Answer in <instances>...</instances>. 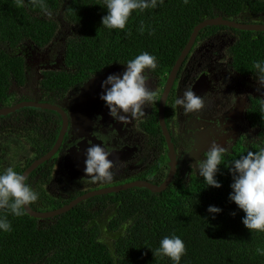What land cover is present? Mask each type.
Segmentation results:
<instances>
[{
  "label": "trees",
  "instance_id": "1",
  "mask_svg": "<svg viewBox=\"0 0 264 264\" xmlns=\"http://www.w3.org/2000/svg\"><path fill=\"white\" fill-rule=\"evenodd\" d=\"M106 14L103 0H37L35 4L32 0H0V108L27 101L24 93H18L20 88L30 92L38 88L47 97L62 96L104 71L125 68L122 64L145 51L155 55L159 64L151 75L164 82L197 24L215 17L258 23L254 17L264 14V0H164L155 9L134 10L125 30L103 27L101 18ZM141 24L143 34L138 30ZM223 34L232 38L226 50L231 68L258 79L254 64L264 60V32L207 27L197 35L189 55L198 44ZM57 42L63 58L60 70L42 71L34 80L27 58L34 50L45 51ZM50 114L55 113L25 108L12 116H0V140L12 132L30 146L32 158L15 168L20 174L55 142L57 134L48 145L40 143L39 133L51 121ZM246 120L255 130V138L248 142L242 137L229 149L217 174L220 188L207 187L192 169L185 181L178 170L161 193L130 188L95 196L49 219L26 213L15 217L0 210V216L7 215L12 224L10 232H0V264H173L168 257H154L151 250L173 233L183 239L187 249L180 264H264V232L248 230L242 223L245 214L229 200L232 175L228 163L248 150L264 147L262 100H251ZM38 124L39 133L31 130L28 135L30 125ZM148 131L158 137L159 147L166 146L158 125L152 128L150 124ZM179 131L168 129L175 150L182 145ZM163 159L167 157L162 155L144 173L146 182L160 185L164 181L168 161ZM53 160L39 165L26 178L39 193V199L29 205L34 211L54 210L84 193L116 185L111 182L55 197L44 190L45 183L54 179ZM210 205L223 211L213 218L207 211Z\"/></svg>",
  "mask_w": 264,
  "mask_h": 264
},
{
  "label": "clouds",
  "instance_id": "2",
  "mask_svg": "<svg viewBox=\"0 0 264 264\" xmlns=\"http://www.w3.org/2000/svg\"><path fill=\"white\" fill-rule=\"evenodd\" d=\"M32 2L35 4L37 0ZM184 2L187 3L188 0ZM163 3L164 0H103V8L107 10V14L101 18L102 26L108 30H125L134 10L143 12L150 8L155 9ZM44 11L48 16L52 15L46 7ZM138 30L141 34L144 33L143 24ZM149 34L153 35L154 30ZM122 65H125L123 72L110 73L101 81L99 98L109 109V115L113 120L123 124L130 119L143 117L147 106L156 99L155 91L147 87V82L150 79L148 73L155 72L159 64L155 55L145 51ZM254 68L258 82L264 84V60H257ZM85 84L77 90H81ZM175 105L181 107L185 114L198 115L204 107V99L197 95L192 87H188L183 95L175 100ZM228 151L226 146L213 141L203 157L194 161L198 175L203 178L207 187H222L217 174ZM110 156L111 152L103 145L90 144L85 150V176L92 182H111L114 178L112 171L114 162L109 158ZM227 169L232 175L229 200L245 214L242 223L251 232H264V147L258 151L248 150L245 155L231 160ZM38 199L39 193L13 166L0 170V210H6L15 217H21L26 213V206ZM207 211L214 218L223 210L210 205ZM11 230L12 224L7 215L0 216V232L6 233ZM151 250L154 257H168L173 264H180L187 252L183 239L174 233L163 237L159 246Z\"/></svg>",
  "mask_w": 264,
  "mask_h": 264
},
{
  "label": "flooded vegetation",
  "instance_id": "3",
  "mask_svg": "<svg viewBox=\"0 0 264 264\" xmlns=\"http://www.w3.org/2000/svg\"><path fill=\"white\" fill-rule=\"evenodd\" d=\"M258 15H264V14H258ZM256 22L260 23V21H256ZM258 23H254V24H258ZM58 43L59 42H57L56 44H52L45 51L34 50V52H32V55L27 58V62L30 63L31 74L33 75L32 77L34 80H37L34 78V74H33V70H35L36 67L42 66L43 64L48 65V66H52V65L54 66L55 64L59 63L60 59L62 58V54L60 50L61 44L59 47L57 46ZM229 44L230 42H228L227 46H229ZM55 51L57 52V54L52 53ZM191 54L189 55L188 53L189 56L187 55L186 58L189 59ZM188 63H189V60L184 61V63L178 69L176 77L174 78L172 86L166 97L163 119H164V123H165L167 131L169 128L172 131H175V129H178L181 131L182 129L180 128L181 126L186 125V124L188 125V123L195 121V120L199 122H207L208 121L207 117L209 116L210 113L216 116L217 115H224V116L225 115H243V122L245 120L249 128V123L246 120V114L251 107V100L259 99V100H262L264 103V96H259L255 92V90L257 89H263L264 88L263 85L260 84L261 86H257L254 82H252V80L258 81V79L253 78L252 76H249V75L240 74L238 71L233 70L230 66V61L228 62V65H220L219 63L214 62L212 64L209 63L200 68L195 67L192 70L187 71L186 74L183 75L182 71L186 68ZM39 68L41 69V67ZM115 70H118V69L113 68V69H109L104 72L115 71ZM148 75L150 76L149 80L152 81L151 84H149L148 83L149 80H148L147 82L148 88L154 89L156 93V99L147 106V108L145 109V115L143 117L130 119L127 123H123V124L118 123L113 120V118L109 115V109L105 106L104 102H102L101 104V110H98V111L94 110V106L96 102L100 99L99 94L101 92V88L99 89L100 86L98 84L96 85L94 91L90 93V95L86 98L85 103H84L83 113L81 117L75 121V123H72L71 116L69 115V109L72 106L73 102L75 101L77 95L81 91V90H77L78 88L73 89L72 91H69L66 94L62 96H58V97L43 96L42 92L39 91L38 88H35L34 91L36 90L38 92V96H36V99L30 98L29 95H31V92L26 90L27 88L26 86H25L26 88H20L18 90V93L19 94L24 93V96L26 95L27 101L36 100L37 102L48 103L54 106H58L63 111V113L65 114L67 118V130L63 136L61 146L57 150V152L54 154V156L50 158V160L55 159V157L58 155V151L62 147L67 146V142L69 140V136L71 133H73L76 136V132H77L76 125L79 124L80 127L82 126L86 127L89 124V118H88L89 111L92 110L95 113H97L96 116H94L93 113L91 115L90 124L86 128L88 129V132H85L87 141L84 142V144L86 148L88 147V144H101L110 152H116L115 149L117 148V146L120 147V149L118 150L116 154V158H119L121 154L123 155L120 157V160L117 166L120 167L121 173L124 176L117 178L115 181H112V182H115L116 185H120V184L134 182V181H147L144 177V173L148 171L151 164L155 162H159L160 157L162 155H165L167 157V160L163 159L162 161L169 162L168 149H167L165 138H164V141L166 145L165 146L166 150L164 146L163 147L158 146V137H156L154 134L148 131V129H150V124H152V128H156L157 125L159 126V122H158L159 114L158 113H159L160 99H161L162 93L166 85L167 76L164 82L159 83L158 79L153 77L150 72L148 73ZM185 79L188 81V85L186 84ZM34 83L35 82H33V84ZM180 87L182 89L186 87H192L193 90L196 92V94L200 95L204 99V107L198 115H194L191 113L185 114L181 107L175 105V100L180 96V93L185 91V90L181 91ZM241 91H247L246 99L244 98L242 93H239ZM245 101L247 105L243 113L234 114L233 110L236 109L237 107L244 105ZM63 103H67L69 105L65 106ZM205 109L208 110L207 116L204 112ZM20 110L16 112H19ZM16 112L6 115L4 117L12 116ZM49 112H52V111H49ZM52 113H55V112H52ZM179 114H180V117L178 118ZM50 117H51V121L48 122L47 127L45 126V130H44V127H42V130L39 133V130H38L39 124L37 125V127L30 125L28 135L31 132V130H32V133L34 132L37 133L38 131V133L41 134L40 143L45 142L46 145H48L49 142L51 141V138L57 134L56 139H55V142H56L63 121H62L61 115L58 113L50 114ZM35 120L38 121L39 123L41 121L40 117L35 118ZM59 123H60V126H59V129L57 130V126ZM41 125H44V124H41ZM249 130L255 131L251 128H249ZM160 131H161V128H160ZM161 134H162V131H161ZM242 137H246V136H241L240 138ZM9 138L15 139L14 141L21 140V139L15 138L12 132L10 133ZM246 139L248 142H251L250 137H246ZM186 140L190 141L191 138H186ZM24 141L27 142L25 139ZM55 142L49 148L48 151H50L53 148ZM235 142L227 148L230 149L235 144ZM72 143H75V142H72ZM171 143H172V140H171ZM180 143L182 144V141H180ZM77 145H80L79 149L80 147L82 149L83 144L77 142L76 146ZM141 146H144L145 154L143 156H141L140 154ZM172 146H173V143H172ZM183 147L184 145L182 144L179 150H175L173 146L174 152L176 155V160H177L176 173L180 167L179 163L182 160L181 156L183 154H181L180 150H183ZM6 150H7V147H5L4 153L6 152ZM85 150L86 149L82 150L83 154L82 152L80 153L82 154L81 157L84 156ZM204 153L205 152L202 153V156ZM125 154H133L136 160L133 161L131 159L125 158ZM145 156L147 160L151 161L150 163L146 165H144L141 161V159L144 160ZM114 168L115 167L113 166V169ZM113 169L112 171L115 172ZM190 170L191 168L188 169V173H190ZM182 177H183V180L185 181L188 180L187 175H184ZM87 181L88 179H84V178L71 181V180H64L62 177H59L57 179H55L54 177V179L45 183L44 188L48 194L53 195L55 197L64 198V197H68L71 194L75 193V190L77 189L83 190V188H87V185H86Z\"/></svg>",
  "mask_w": 264,
  "mask_h": 264
},
{
  "label": "rangeland",
  "instance_id": "4",
  "mask_svg": "<svg viewBox=\"0 0 264 264\" xmlns=\"http://www.w3.org/2000/svg\"><path fill=\"white\" fill-rule=\"evenodd\" d=\"M254 20L260 21V24H264V15H258L257 17H254ZM228 42L232 43V38L223 34L198 44L193 50L189 59L188 58L185 59V61L189 60V63L186 66V68L182 71V74L185 75L187 71H190L195 67L200 68L209 63L212 64L214 62H217L220 65H228L229 57L226 52L228 47L227 46ZM57 46L60 47V43H58ZM52 53L57 54L56 51ZM62 59L63 58H61L59 63L55 64L54 66L53 65L48 66L43 64L42 66H39L41 67V69L39 67H36L35 70H33L34 78L39 79L41 77L42 71L52 70V69L58 70L59 67L62 66ZM151 82L152 81L149 80L148 83L151 84ZM185 82L188 85V81L186 79ZM252 82H254L257 86L263 85L264 87V84L260 85L258 81L252 80ZM186 88L182 89L180 87V90L183 91L186 90ZM151 90L154 89L151 88ZM255 92L259 96H264V88L257 89L255 90ZM182 93H180V96L183 95ZM239 93H242V95L246 99L247 91H241ZM29 96L30 98L36 99V96H38V92L36 90L31 91V95ZM19 97L22 96L19 95ZM24 97H26V95ZM102 102L103 101L99 99L94 106V110L96 111L101 110ZM63 104L65 106L69 105L67 103H63ZM246 105L247 104L245 101L244 105L234 109L233 113L234 114L243 113V111L246 109ZM204 112L207 116L208 110L205 109ZM92 113L94 114V116L97 115V113H95L94 111L92 110L89 111V115H88L89 124ZM179 117L180 114L178 118ZM207 120H208L207 122H199L195 120L188 123V125L186 124L180 127L182 128L180 134H181L182 144H184L183 151H185V153L181 156L182 160L179 163L180 167L178 170H180V174L182 176L187 175V178L189 177V173H188L189 168H191L195 173H197V169L194 166V161L197 159H201L203 157L202 153L206 152L211 147L213 141L219 143L221 146L229 147L241 136L250 137L251 141L255 138L256 132L249 130L247 122L245 120L243 122V115L216 116L210 113L209 116L207 117ZM89 124L86 127L84 126L80 127L79 124L76 125L77 128L76 136L73 133H71L69 136V140L67 142V146L66 147L64 146L65 148L62 147L58 151V155L53 160L55 164L54 166L55 171L53 172V174L55 175L54 176L55 179L62 177L64 180L73 181L76 179L84 178V179H88V181L86 182L87 187H101L106 184H110L112 181H115L119 177L124 176L121 173L120 167L117 166L120 157L123 155L121 154L119 158H116V154L120 149V147L118 146L115 149L116 152H111V156L109 157L114 162V167H115L113 169L115 171L113 172L114 178L111 182H92L88 177L85 176V172H84L85 164H83V167L82 166L80 167L78 166V163L75 162L76 160H79L80 156L83 154L82 150L86 149L84 144V142L87 141L85 132H88V129L86 128L89 126ZM9 137L10 134L7 137H5L3 140H0V148H1L0 154L2 155V160L0 161V164L2 168H5L7 166H13L14 168L23 167L24 164L27 162V160L32 158L31 149L28 143L25 142L23 139L19 141H14L15 139H10ZM186 138H191V140L187 141ZM77 142L83 144L82 149L81 147L79 149L80 145L76 146ZM1 144L4 146L6 145L7 147L5 153H4L5 147L1 146ZM89 145L90 144H88V146ZM81 152L82 154H80ZM140 154L141 156L145 154L144 146H141ZM125 158L131 159L133 161L136 160L133 154H125ZM82 159H85V154L82 157ZM141 161L144 165L151 162L150 160H147L146 156L144 157V160L141 159Z\"/></svg>",
  "mask_w": 264,
  "mask_h": 264
},
{
  "label": "water",
  "instance_id": "5",
  "mask_svg": "<svg viewBox=\"0 0 264 264\" xmlns=\"http://www.w3.org/2000/svg\"><path fill=\"white\" fill-rule=\"evenodd\" d=\"M216 26H223V27H226L229 29H234V30H239V31L264 32V24H244V23H240V22H236V21H232V20L223 19L222 17H215V18L206 19V20L200 22L199 24H197L193 28V31L189 37V40H188L186 46L181 51L180 56L178 57L175 64L173 65V67L170 70V73H169L167 80H166V85H165L164 91H163L161 99H160L158 122H159V126L161 128L163 137L166 140L167 149H168V159H169L167 176H166L165 180L160 185H154V184H151V183L146 182V181H134V182H128V183H124V184H120V185H116V186H109V187L100 188V189H96V190L84 193V194L76 197L74 200L70 201L68 204H66L60 208L51 210V211L38 212V211L32 210L29 206H26V214L28 216L36 218V219H49V218L58 216L64 212L70 210L71 208L76 206V204H78L84 200H87L89 198L95 197V196H102V195H106L109 193H116V192L124 191V190L130 189V188H145L152 193H161V192L165 191L166 188L172 182V180L176 174V165H177V160H176L174 148L172 146L171 139H170L169 133L166 129L164 119H163L166 97H167L168 92L172 86L173 80L176 77L178 69L182 65V62L184 61L188 52L190 51L193 44L195 43V40H196L199 32L201 30H203L204 28L216 27ZM116 68L118 70L104 72L103 74L98 75V76L90 79L81 88V91L79 92L75 101L73 102L72 106L69 109V115L71 116L72 123H75V121L81 117V115L83 113L85 100L90 95V93H92L94 91L96 85L98 84L100 86V82L103 79H105L108 74H110V73H121L124 70V68H121V67H116ZM25 108L46 110V111H52V112L58 113L61 115L62 121H63L61 129H60L58 137H57V140H56L53 148L50 151H48L44 156H42L41 158L34 161L22 173V175H24L27 178V176L32 171H34L39 165L50 160V158H52L54 156V154L57 152V150L60 148L62 140H63V136L67 130V118H66L65 114L63 113V111L58 106H54V105H51L48 103H41V102H37V101H23V102L15 104L13 106H10V107L1 108L0 109V116H6V115L14 113L20 109H25ZM75 162L78 163V166L83 167L84 159H82V157L80 156V159L76 160Z\"/></svg>",
  "mask_w": 264,
  "mask_h": 264
}]
</instances>
